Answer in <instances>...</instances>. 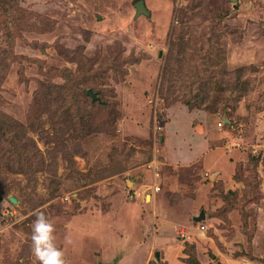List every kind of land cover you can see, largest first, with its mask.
Returning a JSON list of instances; mask_svg holds the SVG:
<instances>
[{"label":"rangeland","instance_id":"374dc122","mask_svg":"<svg viewBox=\"0 0 264 264\" xmlns=\"http://www.w3.org/2000/svg\"><path fill=\"white\" fill-rule=\"evenodd\" d=\"M139 1L0 0V264H264V0Z\"/></svg>","mask_w":264,"mask_h":264},{"label":"clouds","instance_id":"9594fccd","mask_svg":"<svg viewBox=\"0 0 264 264\" xmlns=\"http://www.w3.org/2000/svg\"><path fill=\"white\" fill-rule=\"evenodd\" d=\"M32 225L31 251L38 264H68L64 251L58 247L54 223L44 212L35 213Z\"/></svg>","mask_w":264,"mask_h":264},{"label":"water","instance_id":"95a60500","mask_svg":"<svg viewBox=\"0 0 264 264\" xmlns=\"http://www.w3.org/2000/svg\"><path fill=\"white\" fill-rule=\"evenodd\" d=\"M233 2H237L238 0H232ZM136 15H140V14H146L149 15L150 12L146 7L145 1L140 0L137 4H136ZM88 94L92 97V98H96L97 96L91 91H88ZM14 203H17V200L14 197L10 198ZM206 215L204 212L201 213V215L197 218L198 221L205 219Z\"/></svg>","mask_w":264,"mask_h":264},{"label":"crops","instance_id":"0c3cea01","mask_svg":"<svg viewBox=\"0 0 264 264\" xmlns=\"http://www.w3.org/2000/svg\"><path fill=\"white\" fill-rule=\"evenodd\" d=\"M143 1H145V0H143ZM145 4H146V2H145ZM146 7H147V5H146ZM191 113V112H190ZM182 141V140H181ZM183 145V143H180V146H182ZM197 156V155H196ZM196 156H194V157H196ZM194 157H192V158H194ZM170 158L171 159H174L173 158V156H170ZM192 158H190V159H179V160H181V161H186V162H193L194 160H192ZM222 157L221 156H219V155H216V159H221ZM223 159V158H222ZM175 160H177V159H175ZM220 161V160H219ZM223 172V171H222ZM128 210H129V212H130V216H131V219H133V221L135 220L134 218L136 217V214H137V210H135V208H128ZM132 222V221H131ZM123 261H124V259H121V260H119L118 261V264H122L123 263Z\"/></svg>","mask_w":264,"mask_h":264},{"label":"trees","instance_id":"16d2710c","mask_svg":"<svg viewBox=\"0 0 264 264\" xmlns=\"http://www.w3.org/2000/svg\"><path fill=\"white\" fill-rule=\"evenodd\" d=\"M188 106H191V104H189L188 102L186 103Z\"/></svg>","mask_w":264,"mask_h":264},{"label":"built area","instance_id":"2783aa9c","mask_svg":"<svg viewBox=\"0 0 264 264\" xmlns=\"http://www.w3.org/2000/svg\"><path fill=\"white\" fill-rule=\"evenodd\" d=\"M220 125H222V123H220ZM204 227H202V229H203Z\"/></svg>","mask_w":264,"mask_h":264}]
</instances>
